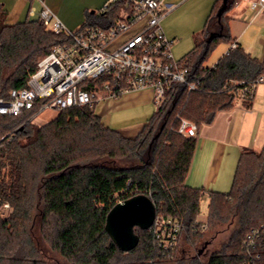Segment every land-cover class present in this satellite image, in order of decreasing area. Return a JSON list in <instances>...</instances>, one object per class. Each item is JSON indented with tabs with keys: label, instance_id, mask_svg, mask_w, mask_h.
Returning <instances> with one entry per match:
<instances>
[{
	"label": "trees",
	"instance_id": "16d2710c",
	"mask_svg": "<svg viewBox=\"0 0 264 264\" xmlns=\"http://www.w3.org/2000/svg\"><path fill=\"white\" fill-rule=\"evenodd\" d=\"M222 3L214 1L200 41L185 55L188 79L197 81L196 88L187 92L185 85L174 83L136 135L108 126L88 106L55 110L41 126L28 119L37 104L16 116L0 115V204L13 207L1 231L24 232L37 210L42 220L47 215L53 219V245L74 264H199L178 257L176 248H158L149 229L134 227L139 240L128 252L113 243L104 228L108 211L118 201L145 194L155 205V217L177 219L180 234L192 245L220 225L233 226L203 264H240L246 234L264 223V145L241 150L229 191L206 190L185 184L197 138L176 131L180 118L192 121L197 130L211 124L218 111L233 107L232 90L244 85L240 82L264 73V54L260 60L251 56L231 37L226 15L238 0H227L217 15ZM117 8L89 13L78 31L113 24ZM5 16L0 4V97L26 86L38 62L71 40L37 16L12 24ZM220 41L236 47L205 65ZM204 194L209 205L201 224L197 215Z\"/></svg>",
	"mask_w": 264,
	"mask_h": 264
},
{
	"label": "built area",
	"instance_id": "2783aa9c",
	"mask_svg": "<svg viewBox=\"0 0 264 264\" xmlns=\"http://www.w3.org/2000/svg\"><path fill=\"white\" fill-rule=\"evenodd\" d=\"M40 8L31 7L54 32H64L71 40L53 48L37 65L26 86L14 88L7 97H0V115H19L24 110L37 109L28 119H34L46 109L60 110L88 106L106 99H117L131 91L150 88L156 107L165 99L174 83L196 88L197 81L188 79L187 58L176 59L161 21L168 10L164 0H105L100 12L118 5V19L111 25L85 27L71 32L43 0ZM251 15L248 25L264 13V0H248ZM236 47L233 42L224 54ZM100 81L89 84L88 82ZM264 83V73L251 82L232 90L234 99L247 104L256 86ZM86 85V86H85ZM176 131L187 137L197 135V126L185 118L179 119ZM7 207V204H4ZM158 248L171 251L176 247L181 224L172 217H155L148 228ZM240 264H264V223L250 229L242 246Z\"/></svg>",
	"mask_w": 264,
	"mask_h": 264
},
{
	"label": "rangeland",
	"instance_id": "374dc122",
	"mask_svg": "<svg viewBox=\"0 0 264 264\" xmlns=\"http://www.w3.org/2000/svg\"><path fill=\"white\" fill-rule=\"evenodd\" d=\"M61 5L62 15L57 14L61 22L71 32H77L82 26L87 24V15L94 13L98 15L101 11V7L95 5L96 0H55ZM168 3H174V0H165ZM215 0H187L184 5L176 10H172L162 19V27L169 40L174 39L171 50L174 56L179 59L193 48V46L200 41L201 28L206 22L210 13L211 7ZM240 4L239 9L232 12L233 8L229 11L226 22L231 25V37L237 38V42L240 46L251 56L259 59L264 54V13L256 17L247 27V19L249 15V4L247 0H238ZM236 4V5H238ZM95 5V6H94ZM236 5L234 7H236ZM167 7H163L164 11ZM32 18V17H31ZM34 18V17H33ZM232 22V23H231ZM245 27L242 33V28ZM228 42L220 41L213 51L208 55L205 65H211L226 49ZM137 94V98H150V105L139 112L140 114L150 115L156 110V104L153 100V90L150 88L134 90L130 92V95ZM128 95L121 97V101L126 99ZM235 109H242L240 107V101L233 99ZM250 102H248L249 104ZM247 114L242 115L239 113V118H242L244 123L245 134H256V142L254 149H259V143L264 135V83H260L256 86L255 98L252 105L245 106ZM136 112L139 111V106H134ZM117 110L112 111V117L120 126H114L113 128L126 131V135L134 136L139 131L141 124L133 129H130L127 123L120 121V116L116 115ZM57 112L53 109H46L36 116L32 121L41 126L47 123ZM139 115V114H138ZM240 121V119H239ZM250 123L251 125H247ZM19 127V125L17 126ZM112 127V126H111ZM229 160V159H228ZM237 161L232 164L230 160L226 163V168L223 166L220 175L214 181H210L209 185L212 189L227 192L231 188L234 171L237 165ZM203 177V178H202ZM205 172L200 176H191L189 183L197 186L206 185L204 178ZM203 181V182H202ZM208 185V184H207ZM7 204V207L4 206ZM209 199L207 196H203L199 203V213L197 220L203 224L206 221L208 214ZM34 210L32 212V219L29 221L27 230L24 232H16L13 229L1 231V223L4 220L10 218L13 213V207L8 202L0 204V264H74L70 260L62 256L53 245V219L50 216H46L43 220L41 213ZM21 229V228H20ZM233 226L220 225L210 232L203 234L198 244H190L181 233L178 237L176 244V250L178 257L183 256L185 258L192 257L196 259L199 264L205 263L209 256L220 248L222 242L227 240ZM9 232H11L9 234ZM209 241L208 245L198 253V250L202 247L205 241Z\"/></svg>",
	"mask_w": 264,
	"mask_h": 264
},
{
	"label": "crops",
	"instance_id": "0c3cea01",
	"mask_svg": "<svg viewBox=\"0 0 264 264\" xmlns=\"http://www.w3.org/2000/svg\"><path fill=\"white\" fill-rule=\"evenodd\" d=\"M43 1L45 5L50 10L53 11L54 14L56 13L59 15L63 14L61 13V5L58 4L57 1L55 0H43ZM186 1L187 0H174V3H168L164 0V8L167 7L166 10H168L167 13L164 15V17L169 12H171L173 9L176 10L182 5H184ZM104 2L105 0H96L95 5L102 7ZM0 4L3 6V9L6 11L5 22L10 23V24L22 22L28 17L29 18L36 17V15L30 16L28 14V11L31 7H34L35 10H39L40 8L38 2L36 1L29 2L27 0H0ZM248 4H249V1H248ZM239 6L240 4L236 5V7L233 8L232 12L235 10H238ZM249 15H251L250 4H249ZM62 19L64 20L63 15H62ZM247 22H248V19H247ZM247 26H248V23L245 25V27ZM245 27L242 28L240 33L244 31ZM229 29H230V34H232L231 25H229ZM172 40H173L172 42L173 44L174 39ZM236 41H237V38H236ZM229 45L230 44L228 43L224 52L227 50ZM223 54L224 53H222L219 57H221ZM262 57L259 58V60L262 59ZM182 58H185V56L179 59H182ZM217 59L209 66H212L217 61ZM255 90L252 94V99L249 104L240 102V105H241L240 107H242V109L240 108L237 110L232 107L229 110L218 111L211 124H204L199 127V129L197 130V135H196V138H197L196 147L194 150V154L192 157V161L190 164L188 174L185 178L186 185H189L192 187H202L206 190H214L209 185V182L217 179L221 171L223 174V166L226 168V163L229 160L232 164H234L236 160H238L241 150L244 148L255 150L254 146H255V142L257 138L256 134L255 135H252L250 133L245 134L244 133V129H245L244 123L248 120L245 119V121H242V118H239L240 117L239 113H242V115H245L249 112L247 111L245 106L252 105L254 98H255ZM126 95H128V97L126 99H123L122 101L120 100L122 97L121 96L117 99H110V100L106 99V100L99 102L98 104H96L94 108V113L100 116L101 120L108 126L110 127L112 126V128L114 126L118 127L122 124V123L119 124L118 122H116L115 119L112 117L113 110H117L116 115L120 116L119 117L120 121L121 122L125 121L130 129H133L139 126L140 124L142 125L144 122H146L150 118L151 115L147 117L148 116L147 114L142 115L139 112H141V110L145 109L147 106L150 105L151 99L150 98H145V99L137 98L139 97L137 96V94L130 95V92L125 94V96ZM134 106H139V109H137L139 111L136 114L134 113L136 111L134 109H131V108H134ZM247 125L249 126L251 124L247 123L246 126ZM123 132L126 133V131H123ZM260 138L261 140L259 143L260 144L259 149L260 147L264 145V135L263 137H260ZM203 172H205L204 181L206 185L197 186V185H193L188 182L191 176H200ZM214 191H218V190H214ZM203 196H207V195L204 194Z\"/></svg>",
	"mask_w": 264,
	"mask_h": 264
},
{
	"label": "water",
	"instance_id": "95a60500",
	"mask_svg": "<svg viewBox=\"0 0 264 264\" xmlns=\"http://www.w3.org/2000/svg\"><path fill=\"white\" fill-rule=\"evenodd\" d=\"M227 0H223L217 15L226 7ZM156 215L153 201L145 194H134L129 198L118 201L107 213L105 218V231L113 243L123 252L133 249L139 240L134 227L148 229ZM209 241H205L198 250L200 253Z\"/></svg>",
	"mask_w": 264,
	"mask_h": 264
}]
</instances>
